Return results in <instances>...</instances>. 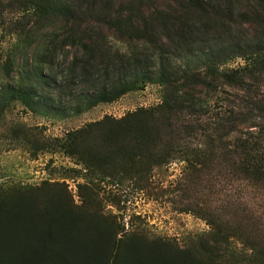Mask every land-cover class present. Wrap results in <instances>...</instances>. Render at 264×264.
Here are the masks:
<instances>
[{"label":"trees","instance_id":"obj_1","mask_svg":"<svg viewBox=\"0 0 264 264\" xmlns=\"http://www.w3.org/2000/svg\"><path fill=\"white\" fill-rule=\"evenodd\" d=\"M7 8L17 38L0 120L27 95L55 114L149 83L162 100L55 139L76 163L62 179L0 186V264H264V241L211 211H200L211 230L181 247L144 227L127 232L102 196L118 205L114 187L150 192L153 171L177 160L189 177L220 167L264 188V0H0V20ZM32 138L33 148L44 142ZM67 178L85 179L79 202Z\"/></svg>","mask_w":264,"mask_h":264},{"label":"rangeland","instance_id":"obj_2","mask_svg":"<svg viewBox=\"0 0 264 264\" xmlns=\"http://www.w3.org/2000/svg\"><path fill=\"white\" fill-rule=\"evenodd\" d=\"M14 13L13 8H7L4 19L0 20V84L6 77L3 63L17 38L11 32L18 15ZM114 44L117 48L123 47L118 41ZM38 53L33 54V59ZM239 64L236 61L231 66ZM161 100L162 86L149 83L144 89L130 91L113 103H101L81 114L70 111L55 114L45 111V107L37 110L36 98L29 95L28 102L13 101L0 120V186L37 185L47 179H62L61 168L76 166V163L56 150L55 139L106 115L120 118L140 107L156 106ZM18 127L23 129L16 133ZM18 134L22 137H17ZM34 135L44 141L36 148L31 142ZM153 175L156 187L150 192L134 190L131 185L114 187L119 196L123 195L118 205L111 202L112 196L102 193L106 211L118 215L127 232L136 226L144 227L151 236L170 239L184 247L192 238L211 230L205 216L200 214V211H211L253 240L264 241L262 186L220 167L211 173L189 177L185 162L179 160L154 170ZM66 181L79 202L78 183H85V179L67 178ZM189 205L194 210H186ZM234 242L239 250L253 252L246 247L245 239Z\"/></svg>","mask_w":264,"mask_h":264}]
</instances>
